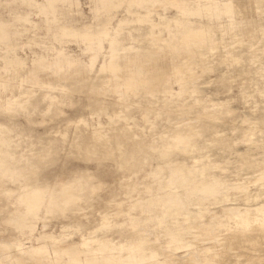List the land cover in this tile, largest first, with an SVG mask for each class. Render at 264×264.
<instances>
[{"label":"rangeland","instance_id":"obj_1","mask_svg":"<svg viewBox=\"0 0 264 264\" xmlns=\"http://www.w3.org/2000/svg\"><path fill=\"white\" fill-rule=\"evenodd\" d=\"M242 5V9L235 8L233 23L228 12L221 10L219 18L212 11L215 16L210 18L209 11L203 10V17L191 12L190 22L176 25L175 19L184 14L169 0L131 5L125 0L109 12L100 11L95 0L59 1L50 13L39 12L33 0H0V125L11 140L9 145L0 144V240L20 241L24 233L33 236L43 231L78 238L76 225L86 232L97 226V208L125 181L135 199L156 177L163 176L154 175L161 147L155 150L150 145L160 139L173 141L179 134L205 143L207 149L194 153L210 175L225 184L244 186L232 191L236 202L253 200L264 188V181L257 180L258 174H264V0H242ZM129 9L148 17L137 21ZM202 18H213V26L201 28L203 24L197 21ZM121 19H130L121 27L122 44L132 47L120 51V71L112 67L100 70L104 53L110 50L105 54L110 57L113 52L109 40L99 49L93 66L87 42L62 30L68 25L97 31L106 21L115 36ZM183 27L201 28L206 41H185L179 31ZM174 41L180 53L172 50ZM94 42L97 45V37ZM185 48L194 54V70L206 68L196 79L199 91L195 97L176 95L181 86L168 83L183 65ZM16 52L25 59L21 65L9 63ZM59 59L62 67L54 68L53 62ZM126 75L137 76L138 94L118 93ZM58 79L67 85L65 90L41 85ZM170 91L174 96L167 98ZM90 106L96 107L98 114L92 116ZM101 106H107L104 108L113 118L100 110ZM228 110L236 116L231 122L225 119ZM202 122L221 129V138L206 135L209 130ZM50 126L59 130L51 137ZM95 127L100 135H94ZM176 155L185 156L175 149L169 157ZM71 166L83 169L82 181L70 189L71 196L64 194L71 205L64 212H49L45 205L38 215L29 211L19 197L22 183L44 186V179L54 180L49 185L58 191L66 181L59 178H66ZM195 173L200 177V172ZM129 200L111 207L115 233L129 232L125 216ZM61 222L74 226L64 232ZM192 230L196 232L188 235L189 239L209 244L195 237L200 233L197 228ZM14 250L15 246L0 245V264H12L4 257ZM244 251L238 247L230 253L239 254L244 261ZM236 258L228 263L235 264Z\"/></svg>","mask_w":264,"mask_h":264},{"label":"bare ground","instance_id":"obj_2","mask_svg":"<svg viewBox=\"0 0 264 264\" xmlns=\"http://www.w3.org/2000/svg\"><path fill=\"white\" fill-rule=\"evenodd\" d=\"M33 1L38 11L44 13L54 11L59 1L78 2V0H46V3L39 0ZM124 1L118 0L116 3L115 0H95L97 8L106 12L117 8ZM152 1L154 0H129L130 5ZM169 1L180 8L184 14L182 19H175L176 25L190 22L188 14L191 12L203 17V10L209 11L210 18L215 16L212 11H215L219 18L221 10L228 12L230 22L233 23L236 19L233 16V13H236L235 8H243L242 0ZM129 11L136 14L135 19L140 22L148 17L147 14L142 15L130 9ZM148 12L150 13L151 9ZM21 18L26 17L21 16ZM125 20L119 21L115 36L111 34L106 21L97 31L68 25L63 26L62 30L67 36L81 38L87 42V49L91 53L90 62L93 66L98 61L105 41L109 40L110 49H113V52L110 57L105 55L110 50L104 53L100 70L112 67L114 71H120L122 67L117 63L120 51L132 47L122 44L121 27ZM28 21L33 22V25L36 24V21H32L30 17ZM197 22L203 24L201 28H209L213 26L214 21L213 18L208 21L202 18ZM215 23L221 26V21L217 20ZM183 28L179 31L185 41L194 40L201 44L206 41L201 28L198 30L191 27ZM209 33H212V30ZM129 35L134 39L132 33ZM95 37L98 38L97 45L94 42ZM172 45L174 46L172 50L180 53L177 50V42L174 41ZM185 53L183 65L176 69L175 76L168 83L171 85L178 83L181 86V90L176 95L182 97L189 93L195 97L199 91L196 79L206 68L199 67L194 70L196 69L192 67L194 54L190 52V49ZM61 54L62 51H60ZM24 60L16 52L9 58V63L21 65ZM52 65L54 68L62 67L60 59L55 60ZM124 77L125 79L119 85L121 89L118 93L121 96L138 94L137 85H140V81L138 82L137 76L126 75ZM230 77L234 78L233 75ZM41 85L55 91H62L67 87L61 79L47 80ZM170 93L167 98L174 96L173 92L170 91ZM101 107L103 108L100 110L113 118L104 108L107 106ZM5 109L15 110L10 106H6ZM96 109V107H91L92 116L98 114L99 110L96 111ZM232 113L228 110L225 119L230 122L235 119L236 116ZM187 116L190 119V116ZM82 120L85 121V119ZM209 124L202 122L201 125L209 130L206 135H213L214 140H219L221 129H215L213 124ZM53 128L54 126L49 127L50 137L59 132L58 129ZM255 129L260 131L258 127ZM93 133L100 135L96 127ZM198 133L202 135L201 131ZM5 134V130L0 125V144L9 145L11 140ZM48 142L52 143L51 139ZM150 147L155 150L161 147L156 156L157 168L154 170V175L159 176L162 173L163 176L156 177L154 184H148L144 193L140 191L137 197L132 199L133 195L127 187L128 182L125 181L113 191L109 199L102 200L103 206L97 208V214L100 215L97 226L86 232L80 229V225H76L80 234L78 238L68 233L58 236L53 231H43L33 236L24 233V238L20 241L0 240V245L15 246L16 249L15 252L5 254L6 262L12 264H229L230 260L237 257L235 264H264V188L258 190L253 200L245 199L243 202H236L237 199L233 197L232 191L243 189L244 186L225 184L218 176L210 175L206 165H200L202 159L194 153H202V149H207L205 143L197 142L196 139L192 140L188 135L179 134L173 141L156 140ZM175 149L182 150L185 156L169 157L171 151ZM6 168L9 170L11 167L7 165ZM82 171L80 166H71L66 178L62 176L59 178V180L66 179V181L61 183L58 191L49 185L56 182L54 180L44 179L46 182L44 186L38 183L33 185L27 182L22 183L19 197L26 204L27 209L33 211L35 215L39 214L44 205L49 212H64L71 205V199L65 197L64 200V194L70 195V189L82 181L79 179ZM195 172H200V177ZM257 177L258 181H264L263 173L258 174ZM88 178H92V175H88ZM126 199H131L129 200V211L125 214L129 232L115 233L113 227L116 222L112 219L114 217H112L111 207L121 206ZM73 226L71 223H60L64 232ZM193 228H197L199 230L197 232H200L195 237L208 241V245L189 239L188 235L196 232L192 230ZM32 237L33 243L31 242ZM238 247L245 249L244 261H240L239 254L230 253L231 249Z\"/></svg>","mask_w":264,"mask_h":264}]
</instances>
